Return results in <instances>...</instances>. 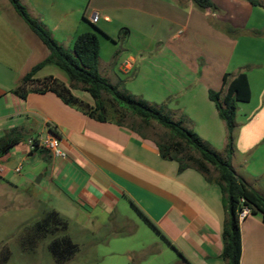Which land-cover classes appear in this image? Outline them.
Returning a JSON list of instances; mask_svg holds the SVG:
<instances>
[{
  "label": "crops",
  "instance_id": "1",
  "mask_svg": "<svg viewBox=\"0 0 264 264\" xmlns=\"http://www.w3.org/2000/svg\"><path fill=\"white\" fill-rule=\"evenodd\" d=\"M32 2L46 14L41 22L67 48L79 34L98 28L100 74L182 122L218 152L225 149L227 130L210 92L223 89L225 74L246 72L252 97L238 104L230 162L236 175L264 196V0H212L214 8L204 10L193 0H89L87 7L76 2L72 14L70 0H54L53 7L51 0ZM5 30L14 46L0 47V139L18 138L19 143L0 159V182L17 195L24 190L28 207L44 206L30 231L56 210L68 219V233L77 243L79 233L131 224L128 214L134 213L174 253L173 264H225L221 187L195 169L180 171L178 162L164 160L148 137L98 122L51 91L27 89L24 98L15 94L50 52L38 46L43 43L27 25L16 30L0 17L1 34ZM33 48L43 55L37 58ZM51 65L35 79L52 76L69 85L54 73L40 74ZM49 130L60 138L66 159L41 147L31 149L29 141ZM240 230L241 264H264L262 216L240 221ZM48 238L28 235L21 245L49 249L51 238L42 244ZM143 250L133 247L126 253Z\"/></svg>",
  "mask_w": 264,
  "mask_h": 264
},
{
  "label": "trees",
  "instance_id": "2",
  "mask_svg": "<svg viewBox=\"0 0 264 264\" xmlns=\"http://www.w3.org/2000/svg\"><path fill=\"white\" fill-rule=\"evenodd\" d=\"M18 16L30 30L40 39L50 54L42 62L35 65L22 79L14 93L26 97L27 86L39 85L33 92L51 91L63 102L78 107L90 118L98 122H113L126 126L122 115L111 116L107 102L111 107L130 111L145 124L154 121L171 133L168 142H156L160 156L164 160H174L179 170L192 168L200 172L209 182L215 181L222 190L226 218L223 226V252L225 264H241L242 238L239 213L243 207L251 209V215L260 214L264 222V196L248 182L238 177L230 159L235 152L234 132L237 128L238 104L249 102L252 97L246 72L237 75L225 74L223 89L210 92V99L215 103L220 118L225 122L227 143L223 152H218L206 144L194 131L174 121L162 109L131 94L118 90L100 74V39L101 31H89L79 34L71 48L65 47L54 39L51 31L38 19L32 17L21 0H8ZM200 9L214 8L212 0H193ZM55 65L65 72L70 84L66 85L52 76L36 80V74L46 65ZM80 90L88 94L94 105L84 101L73 91ZM104 95L108 97L105 100ZM141 135L139 130L128 127ZM144 136V135H143ZM18 138L0 139V157L7 155L18 145ZM198 154V157L192 154ZM191 152V153H189ZM212 169L216 172L213 176ZM69 221L56 210H50L43 219L28 233L33 237H51L49 249L59 264L71 259L78 250L68 233Z\"/></svg>",
  "mask_w": 264,
  "mask_h": 264
},
{
  "label": "rangeland",
  "instance_id": "3",
  "mask_svg": "<svg viewBox=\"0 0 264 264\" xmlns=\"http://www.w3.org/2000/svg\"><path fill=\"white\" fill-rule=\"evenodd\" d=\"M82 1L83 5L87 7L89 0H74L75 3L73 0H70L69 13L72 14L71 8L77 6L76 2ZM21 2L26 7L28 13L34 18L40 21L46 19V14L40 10L32 0H21ZM49 4L52 7L55 6L54 0H51ZM0 17L10 23L13 29L18 30L19 26H26L22 23L23 21H20L21 19H18L20 17H18L8 0H0ZM1 33L0 31V47L11 49L12 46H14L13 40L7 36L6 30L4 34ZM40 44L42 43L40 42ZM38 46L46 48L43 44ZM32 50V54L37 58L43 55L37 48H33ZM107 54L108 52H103L102 68L107 62ZM44 73H54L61 80L64 78L66 83H70L65 72L55 65L47 66L40 74ZM111 84L118 90L129 93L124 84L118 82ZM39 87L40 84H30L27 86V89ZM76 93L90 99V104L94 105V102L88 94H84L79 89ZM104 98L108 100L106 95H104ZM107 107L111 116L116 114L122 115L124 124L139 130L145 137H148L155 143H164L171 139V133L158 123L152 121L150 124H145L139 117L133 115L130 111L122 110L118 107H111L108 102ZM21 137H23V135ZM23 138L25 139V136ZM192 154L198 157V154L193 151ZM252 155L250 154L248 157ZM1 158L3 157H0V159ZM15 165V163H11L12 168L15 167ZM212 174L216 176V172L213 169ZM14 177L18 176L15 175ZM20 193L22 195H17L10 187H2L0 182V264H55L50 249H46L44 246H41L39 249L33 247H31L32 249L26 247V249H24L21 245L22 241L27 239L30 231L28 226L32 225L37 220L36 216L44 206L38 202V204L35 205L36 208L28 207V195L23 194L26 193L24 190ZM15 215L20 216V219H16ZM128 216L132 220L131 224L109 226L101 229V232L84 233L82 235L79 233L78 242L76 243V240L74 242L76 245L79 244L78 250L73 254L71 259L64 264H173L171 261L175 255L166 247V243H164L146 223L140 221L136 214L131 213L128 214ZM50 238L43 241L42 244L48 243ZM83 244L85 247L82 246ZM133 247L135 249L144 248L145 250L127 254L126 251ZM8 257L9 259L5 262V258Z\"/></svg>",
  "mask_w": 264,
  "mask_h": 264
},
{
  "label": "built area",
  "instance_id": "4",
  "mask_svg": "<svg viewBox=\"0 0 264 264\" xmlns=\"http://www.w3.org/2000/svg\"><path fill=\"white\" fill-rule=\"evenodd\" d=\"M98 18V14H94L92 16V22L96 23ZM29 144L31 149L41 147L48 150L54 158L66 159L67 157L66 152L62 149L60 138L52 130H49L46 135H40L35 139H31ZM250 215L251 209L249 207H243L239 213V219L242 221Z\"/></svg>",
  "mask_w": 264,
  "mask_h": 264
}]
</instances>
